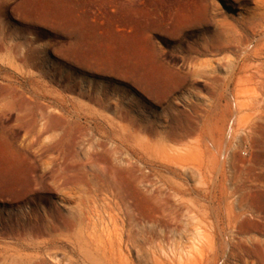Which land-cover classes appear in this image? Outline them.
<instances>
[{
	"label": "rangeland",
	"instance_id": "374dc122",
	"mask_svg": "<svg viewBox=\"0 0 264 264\" xmlns=\"http://www.w3.org/2000/svg\"><path fill=\"white\" fill-rule=\"evenodd\" d=\"M257 195L264 0H0V264H170L195 228L214 264H264L236 247L264 245Z\"/></svg>",
	"mask_w": 264,
	"mask_h": 264
},
{
	"label": "bare ground",
	"instance_id": "6f19581e",
	"mask_svg": "<svg viewBox=\"0 0 264 264\" xmlns=\"http://www.w3.org/2000/svg\"><path fill=\"white\" fill-rule=\"evenodd\" d=\"M35 8L33 9L32 7L29 8L28 10V14L30 16H35L37 14V10L35 12ZM42 16L43 17H47V13L44 11L42 12ZM27 14V15H28ZM72 60L75 63L84 65L90 67L94 66V64L96 65L97 61L96 59H93L91 57H89L88 53H84L82 51H80L79 49H75L73 52L70 53L69 55ZM150 62V61H149ZM104 65V64H103ZM101 65V66H103ZM145 65V64H144ZM144 65H141L144 67ZM83 66V67H84ZM100 66V65H99ZM107 64H105V66L101 67L100 69H96L98 72H105L108 74H117L120 77L123 78H128L130 81H132L134 84H137L138 82L143 81L145 83L146 89H148L150 92L154 91V90H160L161 87V77L160 72L158 71V68H156L154 66V64H149L147 67L143 68V67H138V65L127 68V69H119L117 68V66L115 68L117 69H113L112 67H106ZM89 67V68H90ZM86 68V67H85ZM99 68V67H98ZM91 69V68H90ZM95 70V71H96ZM101 103V102H100ZM87 123H89L90 121L86 120ZM193 131L189 130L187 131L184 135L188 137V135L192 134ZM183 136H177V138H183ZM173 136V135H172ZM185 139V138H184ZM186 152V151H185ZM182 154V153H181ZM102 173L104 171V169L100 170ZM104 174V173H103ZM102 174V175H103ZM102 177V176H101ZM104 180V179H103ZM110 180H108L109 182ZM113 183V182H112ZM5 185L8 186L9 185V190L6 189V192H8L9 194H13L16 195L17 194V190H16V184L14 181L8 179L5 182ZM112 185H115L114 183ZM99 186V185H98ZM109 188V187H108ZM107 188V189H108ZM258 196V195H257ZM135 198V197H134ZM137 199V198H136ZM133 200V199H132ZM131 200V201H132ZM135 200V199H134ZM137 201V200H136ZM249 199L247 197H242L240 199L241 204H248ZM251 202V201H250ZM251 203H254L255 205L261 206V204L264 203V196L260 195L258 196L255 201H252ZM139 205V204H137ZM159 205V204H157ZM131 211V210H130ZM144 213V212H143ZM161 215V213H160ZM130 216V215H129ZM132 216V215H131ZM139 218H143L142 214H138ZM162 216V215H161ZM242 216H244V214L240 215V216H236L235 219L238 221L239 219H242V222H239L238 225L242 226L245 222H252L253 224V229L255 231H261V225L260 224H255V217L253 215H249L242 218ZM166 218V217H163ZM192 219V218H191ZM67 221V220H66ZM144 221V220H142ZM163 221V219H162ZM65 222V221H63ZM155 222V221H154ZM159 222V221H158ZM67 223V222H66ZM65 224V223H64ZM63 224V225H64ZM152 224V223H151ZM156 224V223H155ZM154 224V225H155ZM79 225V224H78ZM160 225V224H159ZM164 225V224H163ZM65 226V225H64ZM158 226V225H157ZM104 227V226H103ZM105 229L107 227H104ZM51 229L53 231L56 230V228H52ZM241 229V228H240ZM154 230V229H153ZM152 230V231H153ZM148 231H150L148 229ZM155 232V231H154ZM129 233V232H128ZM162 233V232H161ZM138 234V233H137ZM156 234V233H154ZM207 234V233H206ZM107 235V234H106ZM160 235V234H158ZM105 236V235H104ZM108 236V235H107ZM106 236V237H107ZM105 237V238H106ZM118 237L120 238V236L118 235ZM141 237V235L139 236ZM156 237V236H155ZM108 238V237H107ZM117 238V239H119ZM111 239V238H110ZM141 239V238H140ZM144 239V238H143ZM153 239V237H152ZM156 239V238H155ZM158 239V238H157ZM108 240V239H107ZM124 240V239H123ZM130 240V239H129ZM120 241V240H119ZM136 241V240H135ZM134 241V242H135ZM163 241V240H161ZM107 243L109 241H106ZM138 242V241H137ZM143 242V241H142ZM151 242V241H150ZM189 242V243H188ZM188 244L187 246L183 247V246H179V244H176L173 248H170V254L171 257L168 256L166 254L165 251H163L162 249H158V251H163L162 255H165V257L169 260L170 264H214L215 258H212L211 260L208 258V253H213L214 251V243L211 239L210 236L205 235L199 228H195L194 231H192V235L190 237V239L188 240ZM136 243V242H135ZM139 243V242H138ZM160 243V241H159ZM158 243V244H159ZM173 243V242H172ZM123 244V243H122ZM171 244V243H170ZM130 245V244H129ZM162 245V243H161ZM182 245V244H181ZM186 245V244H185ZM108 246V245H107ZM131 246V245H130ZM137 246V245H136ZM133 247V246H132ZM238 248H243V256H251V257H255L257 262L259 263L261 260H264V245L260 244L259 242L249 239V240H245V241H240L237 246ZM128 248V247H127ZM138 248V247H137ZM161 248V246H160ZM169 248V247H168ZM166 248V249H168ZM128 250V249H126ZM131 250V249H130ZM155 250V249H154ZM169 250V249H168ZM124 252V251H123ZM130 252V251H129ZM157 252V251H156ZM126 253V252H124ZM153 253V252H152ZM169 253V252H168ZM160 254V253H159ZM219 254V253H218ZM92 255V254H91ZM122 255V254H121ZM155 255V253H154ZM161 255V254H160ZM242 255H238V259H242ZM157 256V255H156ZM217 256V253H216ZM220 256V255H219ZM152 257V256H151ZM164 257V258H165ZM159 258V256L157 257ZM228 258V257H227ZM99 259V258H98ZM97 259V260H98ZM103 261V260H102ZM159 261V260H158ZM167 261V260H166ZM218 261V260H217ZM97 262V261H96ZM153 263V261H152ZM164 263V262H163ZM91 264V263H90ZM94 264V263H93ZM96 264V263H95ZM105 264V262H104Z\"/></svg>",
	"mask_w": 264,
	"mask_h": 264
},
{
	"label": "crops",
	"instance_id": "0c3cea01",
	"mask_svg": "<svg viewBox=\"0 0 264 264\" xmlns=\"http://www.w3.org/2000/svg\"><path fill=\"white\" fill-rule=\"evenodd\" d=\"M121 7H122V10H124V8H123L124 5H122ZM126 17H127V13H126L125 11H121V12H120V17H119V19H120L121 21L125 22V21H127V18H126ZM139 28H140V29H143L142 26H140ZM144 28H145V27H144ZM146 29H147V27H146Z\"/></svg>",
	"mask_w": 264,
	"mask_h": 264
},
{
	"label": "built area",
	"instance_id": "2783aa9c",
	"mask_svg": "<svg viewBox=\"0 0 264 264\" xmlns=\"http://www.w3.org/2000/svg\"><path fill=\"white\" fill-rule=\"evenodd\" d=\"M241 155L244 156V157L247 156V151L242 150V151H241Z\"/></svg>",
	"mask_w": 264,
	"mask_h": 264
}]
</instances>
